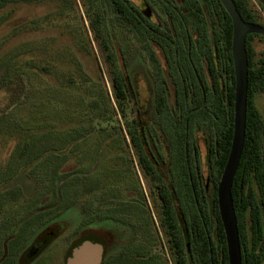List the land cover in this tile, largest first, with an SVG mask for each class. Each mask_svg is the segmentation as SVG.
Masks as SVG:
<instances>
[{
	"label": "trees",
	"instance_id": "16d2710c",
	"mask_svg": "<svg viewBox=\"0 0 264 264\" xmlns=\"http://www.w3.org/2000/svg\"><path fill=\"white\" fill-rule=\"evenodd\" d=\"M92 1L86 0L84 26L86 22L92 35V39H89L91 45H97L108 64L112 87L110 99L113 116L118 123L110 127L114 117L104 115L103 124L97 130L101 134L112 137L118 135L123 139L129 163L139 168L154 204L153 213L147 210L149 223L158 234L157 242L160 245H163L161 238L164 236L173 264H229L226 235L218 205V185L228 162L234 136L236 81L232 57V19L220 0H143L152 10L154 7L162 9L163 15H159L157 23L148 19L132 0H104L114 14L117 26L129 36L139 38L150 57L157 85L156 88L151 85L154 103L147 108L138 98L132 77L129 76L132 63L126 61L118 46L115 48L116 44H113L114 50L110 48L104 35L103 8H92L89 4ZM233 1L245 22L264 27V0H256L257 4L254 0ZM11 2L0 0V8ZM261 37L264 36L249 35L246 41L249 60L247 127L244 150L232 188L242 242L247 217L252 213L254 219L255 210L251 211V208H257L251 184L256 183L264 172V118L256 106V98L264 94V55L258 59L253 45ZM149 39L162 44L166 67L169 69L167 74L157 51L150 47ZM187 43L192 47H189V52ZM189 56L195 57L197 62L194 69L187 65ZM171 82L177 91L174 96L170 93ZM203 122H208L210 132L207 178H204L200 164L201 147L195 133L196 124ZM24 142L17 150L18 162L30 165L34 169L30 177L39 182L40 189L49 190L50 184L55 182L50 181L44 162L40 160L41 155L27 163L31 146ZM7 170L6 166L0 174H5ZM9 181L4 180L3 183ZM81 182L84 189L82 180L74 181L73 186ZM56 183L54 194L58 197V194L64 193L66 184L59 178ZM139 183L143 204L148 207L140 180ZM84 194H87L84 197L86 201L93 198L85 190ZM123 204H133L132 198L129 197ZM0 208V213L9 209L6 202ZM154 214L156 217H153ZM86 220H96L101 224L83 226L76 233L77 237L66 259L78 246L93 241L105 247L103 264L143 262L137 257L134 261L114 253L121 250L124 241H128L130 221L122 223L98 217ZM45 225L37 235H33L32 245L46 241L49 246L69 230V225L64 221L57 220ZM10 239L4 241V246ZM27 251H22L24 262L27 261ZM22 261L18 264H22Z\"/></svg>",
	"mask_w": 264,
	"mask_h": 264
},
{
	"label": "rangeland",
	"instance_id": "374dc122",
	"mask_svg": "<svg viewBox=\"0 0 264 264\" xmlns=\"http://www.w3.org/2000/svg\"><path fill=\"white\" fill-rule=\"evenodd\" d=\"M133 1L142 7L141 0ZM89 4L94 9L103 8L104 35L110 48L114 50L116 44L115 48L118 46L130 64L134 60L145 61L156 88V75L144 43L117 26L104 0ZM85 12L86 0H12L0 8V171L8 168L0 174V207L5 202L9 207L0 213V264H18L22 251L30 248L29 256L39 253L45 244L31 246L33 235L57 220L69 225V230L33 264H63L76 233L83 226L101 224L86 220L95 217L130 221L128 241L115 255L132 259L151 256V264L169 261L164 236L160 235V245L158 234L149 223L154 204L145 178L135 164L130 165L123 139L97 130L104 115H114L112 87L108 64L97 45L92 46L89 41L92 35L86 22L84 26ZM159 15H163L162 9L154 7L152 22L157 23ZM253 45L260 59L264 55V37L256 39ZM155 49L168 73L159 47ZM139 65L130 70L132 79L139 76L143 80L142 63ZM171 84L173 95L175 86ZM140 96L153 106L154 92L144 83ZM256 106L264 118V94L256 98ZM115 125L118 123L114 117L110 127ZM93 129L96 131L88 134ZM195 133L201 147L203 175L207 178L208 122L196 124ZM24 141L31 146L26 162L41 155L50 181L55 182L49 190L40 189L39 182L30 177L34 171L30 165L18 162L17 150ZM58 178L67 182L64 193L57 197L54 186ZM8 179L9 183H3ZM78 180L84 181V189L82 182L73 186ZM139 180L148 207L143 204ZM84 190L93 198L86 201ZM129 197L133 204H123ZM7 238L12 239L4 246Z\"/></svg>",
	"mask_w": 264,
	"mask_h": 264
},
{
	"label": "water",
	"instance_id": "95a60500",
	"mask_svg": "<svg viewBox=\"0 0 264 264\" xmlns=\"http://www.w3.org/2000/svg\"><path fill=\"white\" fill-rule=\"evenodd\" d=\"M233 23L232 57L236 81L234 136L228 162L218 185V205L226 235L229 264H242L241 245L232 188L240 166L246 136L248 111L249 60L246 41L249 35L264 36V27L245 22L233 0H220ZM145 14L150 17L148 9ZM105 247L89 241L78 246L65 264H103Z\"/></svg>",
	"mask_w": 264,
	"mask_h": 264
},
{
	"label": "flooded vegetation",
	"instance_id": "af4514ba",
	"mask_svg": "<svg viewBox=\"0 0 264 264\" xmlns=\"http://www.w3.org/2000/svg\"><path fill=\"white\" fill-rule=\"evenodd\" d=\"M141 2H142V7H139L138 5H136L135 2H134V4L139 7V10L142 11L145 16H147L145 14V12L148 9H150L151 12L153 10L151 7H148L143 0H141ZM148 19L152 20L151 15H150V17H148ZM149 43H150V47H153L154 50H156L155 49L156 47H159L161 54H162L161 56H163V58L165 59L164 64L166 67V55H165V50H164L162 44L160 42L152 41V39H149ZM187 45H188V43H187ZM189 47L190 46L188 45V47L186 48L188 52L192 49V47H190L191 49ZM146 53H147V51H146ZM149 59H150V57H149ZM140 63H142V67H143V71H144L143 80L141 79V77L135 75L136 78L132 79V82H133L134 89L138 93V98L141 100V96H140L141 84L144 83V85H146L147 87H149V89H151L152 83H151V78H150L151 70H148V68L150 66H147L145 61L134 60L132 63V68L135 69L137 66H140L139 65ZM150 64H151V60H150ZM187 65H191L193 67V69L196 68L197 62L195 60V57L191 58L189 56L187 58ZM164 70H165V73L167 74V71L165 68H164ZM206 73H207L206 78L209 81V79H210L209 74H208V72H206ZM183 77L184 76H182V78ZM155 83L157 85V79H156ZM170 93H172V88L170 90ZM176 93H177V91L175 89L174 94H176ZM174 94H173V96H174ZM141 102L144 104V107L147 106V108H149L151 106V101L143 102L141 100ZM201 160H202V155L200 157V164H201ZM207 160H208V155H207ZM251 186L253 188L252 195L254 196V198L256 200L257 208H251V211L255 210L253 212V215H255V218L253 219L252 213L249 214V216L247 217L246 227H245V230H244V233L242 236L243 242L240 239L242 264H264V172H262V174L259 176L258 181L256 183L252 182ZM239 237H240V232H239ZM43 244H45V245L41 246V251L39 253L36 252L35 254H33L31 256L28 255V253L30 252V249H31L30 248L27 251L28 253L26 255L27 261L26 262L22 261V256H21L19 263H21V261H22V264H33L35 262V260L37 259V258L35 259V257L37 255L41 254L42 251L44 252L47 248H49V246H47L46 241H41V242L39 241V242L33 244L35 246L43 245ZM33 245H31V246H33ZM164 246H165L164 247L165 250L168 252V255H169V262H170L169 264H173V262L171 261V258H170V251H169L170 249L167 245L164 244ZM227 251H228V248H227ZM136 257L137 256H135L133 258L134 261H135ZM143 259H144L143 262H146V261L149 262L150 261L149 264H151L153 261V258L151 256L145 255L143 257ZM228 260H229V256H228ZM166 261L164 264H166ZM65 263H66V259H64L63 264H65Z\"/></svg>",
	"mask_w": 264,
	"mask_h": 264
}]
</instances>
